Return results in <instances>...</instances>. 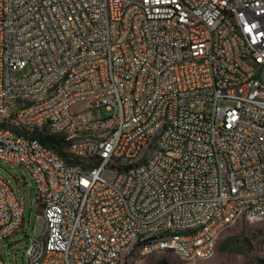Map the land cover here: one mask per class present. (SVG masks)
I'll return each instance as SVG.
<instances>
[{"label": "built area", "instance_id": "2783aa9c", "mask_svg": "<svg viewBox=\"0 0 264 264\" xmlns=\"http://www.w3.org/2000/svg\"><path fill=\"white\" fill-rule=\"evenodd\" d=\"M0 161L45 223L0 175V264L211 258L264 219V0H0Z\"/></svg>", "mask_w": 264, "mask_h": 264}, {"label": "rangeland", "instance_id": "374dc122", "mask_svg": "<svg viewBox=\"0 0 264 264\" xmlns=\"http://www.w3.org/2000/svg\"><path fill=\"white\" fill-rule=\"evenodd\" d=\"M208 109H212V106ZM95 114L105 118L109 112L102 107L95 111ZM0 175L8 179L13 187L18 185L16 195L19 198L26 197L25 228H28L27 235L29 237L40 236L45 223L32 176L29 172H24L2 161H0ZM25 237V232L15 236L13 239L17 242L11 246L9 253L7 242L10 239L4 242L2 257L5 264H28L22 241ZM164 261L168 264H264V219L254 222L242 219L224 230L218 239L214 256L206 260H184L174 252L143 254L135 249L128 254L125 264H162Z\"/></svg>", "mask_w": 264, "mask_h": 264}, {"label": "crops", "instance_id": "0c3cea01", "mask_svg": "<svg viewBox=\"0 0 264 264\" xmlns=\"http://www.w3.org/2000/svg\"><path fill=\"white\" fill-rule=\"evenodd\" d=\"M16 236H17V235H16ZM13 238H14V237H13ZM13 238H11V239L7 242V250H8V253H9V250H10L11 246L17 242V241L14 240ZM3 251H4V248H3ZM3 251H2V254H3Z\"/></svg>", "mask_w": 264, "mask_h": 264}, {"label": "trees", "instance_id": "16d2710c", "mask_svg": "<svg viewBox=\"0 0 264 264\" xmlns=\"http://www.w3.org/2000/svg\"><path fill=\"white\" fill-rule=\"evenodd\" d=\"M162 264H168V262L164 261Z\"/></svg>", "mask_w": 264, "mask_h": 264}]
</instances>
